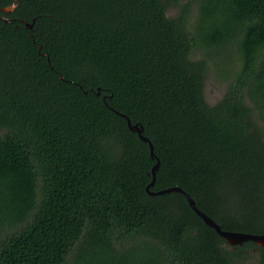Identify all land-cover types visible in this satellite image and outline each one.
<instances>
[{
    "label": "trees",
    "instance_id": "1",
    "mask_svg": "<svg viewBox=\"0 0 264 264\" xmlns=\"http://www.w3.org/2000/svg\"><path fill=\"white\" fill-rule=\"evenodd\" d=\"M14 3L0 10V264H264L182 192L148 190L159 159L151 191L180 187L222 229L264 234V0L0 8Z\"/></svg>",
    "mask_w": 264,
    "mask_h": 264
},
{
    "label": "water",
    "instance_id": "2",
    "mask_svg": "<svg viewBox=\"0 0 264 264\" xmlns=\"http://www.w3.org/2000/svg\"><path fill=\"white\" fill-rule=\"evenodd\" d=\"M16 7V3L7 6V7H2L0 8V10L9 13L10 11H13L14 8ZM9 21H11L12 19H7ZM27 26L32 27L33 23H27ZM127 120H128V125L129 127L134 130L137 131L139 136L144 140V141H148L151 145L152 148V154H154L153 152V143L152 141L144 135V129L143 127L139 126L138 124H133L131 119L129 117H127L126 115H124ZM160 160L158 159L157 163L155 164L154 168H153V180L150 183L148 190L151 194H164V193H168V192H172V191H179L182 192L186 198L188 199L190 205L192 206V208L204 219V221L210 225L211 227L215 228L216 231L226 239V241L231 245V246H237V245H243L245 242L247 241H254L258 246H264V234H253V233H247V232H238V231H228V230H224L222 229L221 225L218 224L213 218H211L209 215H207L205 212H203L201 209H199L197 207V204L195 202V200L191 197V195L185 191L184 189L180 188V187H170V188H166V189H162L159 191H151L150 187H153L155 185L156 182V172L160 167Z\"/></svg>",
    "mask_w": 264,
    "mask_h": 264
},
{
    "label": "rangeland",
    "instance_id": "3",
    "mask_svg": "<svg viewBox=\"0 0 264 264\" xmlns=\"http://www.w3.org/2000/svg\"><path fill=\"white\" fill-rule=\"evenodd\" d=\"M173 11L175 12V10L171 9L170 13L172 14ZM222 73H226V69H222L221 71H219L218 74L222 75ZM224 92H225V83L223 81L218 80V78L215 77L214 75L208 78L206 85V92H205L208 102L212 104L217 102L221 98ZM253 256L255 257L256 254H254Z\"/></svg>",
    "mask_w": 264,
    "mask_h": 264
}]
</instances>
